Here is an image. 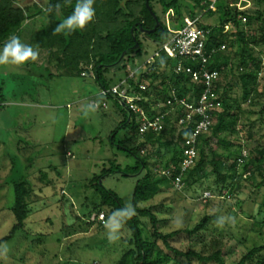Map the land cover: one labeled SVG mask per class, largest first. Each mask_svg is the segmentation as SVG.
<instances>
[{
  "label": "rangeland",
  "instance_id": "1",
  "mask_svg": "<svg viewBox=\"0 0 264 264\" xmlns=\"http://www.w3.org/2000/svg\"><path fill=\"white\" fill-rule=\"evenodd\" d=\"M236 5L248 12L264 10V4L257 0H237ZM154 6L170 37L184 27L173 9L166 13L158 1ZM200 19L203 24L215 25L220 15L204 13ZM38 20L45 22L46 18L42 15ZM254 28L260 32L259 23ZM229 29L235 28L231 24ZM141 41L142 53L135 54V65L129 61L126 68L120 65L107 71L109 88L131 72L137 73L139 66L161 48L144 36ZM31 46L39 51L37 60L0 65V239L10 233L16 222L12 212L16 201L14 184L26 182L34 193L25 227L2 244L0 264H117L128 248L125 239L130 237V231L121 223L115 232L118 239L110 240L106 224L102 229L98 224L88 223L92 204L100 200L90 183L95 175L111 168L130 171L129 176L107 174L99 183L118 194L126 206H132L138 179L159 159L154 157L145 170L137 157L120 147L125 143L137 148L143 157L139 150L142 138L136 129L141 121L137 115L132 124L118 129L114 144L113 131L129 111L115 96L101 93L103 88L91 69L84 76H52L51 73L60 74L63 70H58L50 50ZM256 49L262 52L259 55L264 64V46ZM227 51L234 54L231 48ZM228 80L232 81L231 95L237 98L242 92L240 81L236 76ZM156 85L161 89V79ZM258 85L264 88V66ZM252 98V103L242 105L244 113L237 125L238 134L229 136V139L244 138L241 142L247 151L264 144V125L259 121L254 126L250 123L259 117L264 98L256 95ZM172 115L174 121L176 112L172 111ZM217 142V138H211L212 145ZM155 149L148 145L143 153H153ZM137 164L141 167L139 172L133 168ZM211 170L209 166L203 174L207 176L191 186L185 184L177 189L161 183L160 192L150 200L141 201L140 206L153 208L160 220L159 229L165 233L193 227L206 215L217 216L200 236L182 233L172 245L184 251L195 249L208 254L214 249L212 239L217 237L222 241L226 263L234 264L253 247L264 245V185L258 187L256 182L242 179L230 194L227 189L219 188ZM207 191L212 195L208 199L204 198ZM220 219L223 223H218ZM142 220L152 232L150 220ZM158 243L169 252L163 241ZM193 264L216 263L193 258Z\"/></svg>",
  "mask_w": 264,
  "mask_h": 264
},
{
  "label": "trees",
  "instance_id": "2",
  "mask_svg": "<svg viewBox=\"0 0 264 264\" xmlns=\"http://www.w3.org/2000/svg\"><path fill=\"white\" fill-rule=\"evenodd\" d=\"M146 1L95 0L94 20L83 30L65 35L54 33V29L72 13L76 0H0V47H3L10 36L17 35L25 44H35L41 49L50 50L51 56L57 61L58 70H63L60 74L50 75L84 76L86 71L91 69L97 83L103 89H109L107 71L111 67L120 65L126 68L129 61L134 63L135 54L138 56L142 53V36L159 45L170 38L168 27L155 10L156 1L162 5L166 13L173 9L175 14H179L183 24L188 16L202 17L204 13H218L220 15L218 24L202 23L204 28L210 30L208 47L210 48L211 45L220 47L226 44L234 54L227 51V48L224 50L220 48L208 63L210 68L220 72V77L215 81L219 106L211 109L212 126L207 133L199 137L198 161L184 174L183 180L188 186L201 182L202 177L207 176V174L203 175L204 172L211 166V172L216 175L219 188L227 189L230 194L240 186L242 179L256 182L258 187L264 185V144L259 143L254 150L248 151L247 157H242L245 145L241 141L244 138L229 139V136L238 134L237 125L244 113L243 103H252L254 95L264 98V88L260 89L258 85L264 64L259 55L262 52L258 53L256 49L260 45L264 46V10L244 11L236 5L237 0H217L215 8L211 7L213 4L211 0H191L189 3L184 0H150L152 11L157 16L155 19ZM257 2L264 4V0ZM42 15L46 18L45 22L38 20ZM157 20L161 22L162 27L147 34V30L156 27ZM255 23H259L260 32L254 28ZM231 24L235 28L234 31L229 29ZM27 26L32 28L28 29ZM136 43L140 45L137 48ZM178 62V59H171L162 53L160 56H155L151 63L140 65L138 72L128 79L129 94H140L144 98L140 104L145 106L149 117L153 118L159 113L167 114L163 128L158 132L149 131L141 134L140 127L136 126L142 138L139 150L144 154L143 157L139 156L137 148H130L125 143L120 144L123 150L138 158L145 170L154 157L159 160H156L157 163H153L137 181L132 205L136 214L125 218L122 222L130 231V237L125 239L128 248L117 264H193V258L203 263L229 264L223 257L222 241L217 237L212 239L214 249L208 254L195 249L184 251L172 245V241L182 233L190 237L200 236L207 229L209 222L217 219V216L206 215L193 227L165 233L159 229L160 220L153 208L140 206L141 201L150 200L160 192L161 183L174 187L173 177L180 172L179 164L183 158V143L193 130L192 125L187 129L180 126L177 122L178 115L173 121L171 107L167 105V101L172 100V90H175L178 96H187L189 101H193L203 89L202 84L193 83L188 74L174 71ZM185 63L194 65V61L191 60H185ZM231 76H236L241 84L242 92L237 98L231 95L232 81L228 80ZM159 79H161V89L155 86ZM142 84L146 86L145 89L140 88ZM235 108L237 112H233ZM181 112L179 109L176 110V113ZM135 115L129 112L121 125L113 131L114 144L118 129L132 124ZM258 121L264 125V102L259 117L251 120V126ZM212 137L217 138L216 145L210 143ZM249 137H251L250 133ZM148 145L156 147L153 153H143ZM133 168L137 172L141 169L139 164ZM160 168L170 170L172 175H160L156 171ZM116 172L128 176L130 173L128 170L122 171L118 168V171H115L111 168L92 178L90 184L100 200L92 204L90 219L93 214L105 212L107 222L114 213L127 207L118 194L99 183L103 176ZM14 186L16 201L12 212L16 222L10 233L0 239V250L4 242L13 239L17 232L25 227L31 212L30 199L34 195L33 191L26 182H16ZM144 218L150 220L152 232L144 224L142 220ZM88 223L92 226L98 224L102 229L106 224L91 220ZM158 240L163 241L169 252L160 246ZM234 264H264V245L253 247Z\"/></svg>",
  "mask_w": 264,
  "mask_h": 264
},
{
  "label": "built area",
  "instance_id": "3",
  "mask_svg": "<svg viewBox=\"0 0 264 264\" xmlns=\"http://www.w3.org/2000/svg\"><path fill=\"white\" fill-rule=\"evenodd\" d=\"M212 8H215L217 0H211ZM244 20H246L244 18ZM184 27L174 36L162 43L159 50L148 58L146 63H151L155 56H160L165 53L171 59H178L179 62L174 68L176 73H185L191 77L193 83L202 84L203 89L198 95L197 99L189 101L187 96L180 97L175 90H172V100L167 101L170 105V112L177 109L181 110L178 115L177 122L185 129L191 125L192 132L183 143V158L179 164L180 172L173 177L175 188H180L185 185L183 177L184 174L195 166L199 158L198 139L201 135L207 133L212 126L211 109L214 106H219L217 99L219 95L216 91L215 81L220 77V72L217 69H212L208 66L212 56L221 48L226 49V44L220 47L211 45L208 47L210 30L202 26L200 16L186 17ZM185 60L194 61V65L185 63ZM136 73L131 72L129 76L122 80L119 84L112 88L103 89V95H113L122 103L129 112L137 115L141 121L140 133L144 134L149 131L158 132L163 128L164 118L167 113H159L153 118L149 117L146 108L140 102L144 99L140 94H129L128 79L133 77ZM140 88L145 89V85H140ZM97 108L100 107L97 103H93ZM105 106V103H104ZM169 113V112H168ZM249 152L244 149L242 157H247ZM242 161V158L240 159ZM161 175L171 176L170 170L163 168L156 169ZM204 198L208 199L212 195L210 192H204ZM91 221L106 223L105 212L96 213L91 216Z\"/></svg>",
  "mask_w": 264,
  "mask_h": 264
},
{
  "label": "clouds",
  "instance_id": "4",
  "mask_svg": "<svg viewBox=\"0 0 264 264\" xmlns=\"http://www.w3.org/2000/svg\"><path fill=\"white\" fill-rule=\"evenodd\" d=\"M95 0H76L72 13L65 17L54 29V33L71 34L76 30H83L91 23L96 16L94 7ZM39 57V51L31 45L25 44L17 35H12L0 48V65L23 64L27 61H35ZM136 214L135 209L129 204L126 208L116 212L106 226L109 228V239H118L116 230L121 226L125 218H130ZM218 223H223L220 219Z\"/></svg>",
  "mask_w": 264,
  "mask_h": 264
},
{
  "label": "water",
  "instance_id": "5",
  "mask_svg": "<svg viewBox=\"0 0 264 264\" xmlns=\"http://www.w3.org/2000/svg\"><path fill=\"white\" fill-rule=\"evenodd\" d=\"M149 2H150V0H147V1H146L147 6H148V8L150 9V11L152 12V14L154 15L155 19H157V16H156V14L152 11V8H151ZM158 27H162V24H161V22H160L159 20H157L156 27H155L153 30H147L146 33L149 34V33H151L152 31H155ZM139 46H140L139 43H136L135 47L137 48V47H139ZM125 54H126V52H124L123 55H125ZM130 118H131V117H130Z\"/></svg>",
  "mask_w": 264,
  "mask_h": 264
},
{
  "label": "crops",
  "instance_id": "6",
  "mask_svg": "<svg viewBox=\"0 0 264 264\" xmlns=\"http://www.w3.org/2000/svg\"><path fill=\"white\" fill-rule=\"evenodd\" d=\"M102 93V92H101ZM63 192H64V190H63Z\"/></svg>",
  "mask_w": 264,
  "mask_h": 264
}]
</instances>
